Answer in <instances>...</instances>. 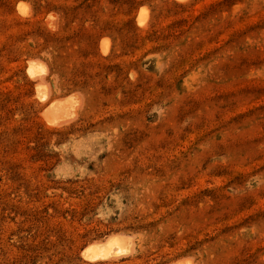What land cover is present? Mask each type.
Segmentation results:
<instances>
[{
	"label": "rangeland",
	"instance_id": "1",
	"mask_svg": "<svg viewBox=\"0 0 264 264\" xmlns=\"http://www.w3.org/2000/svg\"><path fill=\"white\" fill-rule=\"evenodd\" d=\"M181 261L264 264V0H0V264Z\"/></svg>",
	"mask_w": 264,
	"mask_h": 264
},
{
	"label": "bare ground",
	"instance_id": "2",
	"mask_svg": "<svg viewBox=\"0 0 264 264\" xmlns=\"http://www.w3.org/2000/svg\"><path fill=\"white\" fill-rule=\"evenodd\" d=\"M177 1L184 2L186 0ZM145 18V15H140L139 23L144 24ZM43 64L35 61H29L28 75H30L32 79L39 81L42 80L43 76L47 72V69H45ZM37 96L42 102H46L49 98L44 85L43 87L41 86L38 88ZM77 104L78 102L74 96L54 100L49 106H46L42 112L45 124L48 127H57L63 123H67L69 120L71 121L76 114ZM132 249L129 236L127 237L121 234H112L104 242L101 241L88 244L82 255L89 263L108 262L129 255L132 253ZM176 264L186 263L185 261H181Z\"/></svg>",
	"mask_w": 264,
	"mask_h": 264
}]
</instances>
